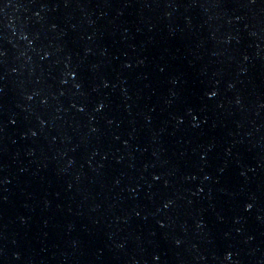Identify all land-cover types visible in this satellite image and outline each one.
<instances>
[{
    "label": "water",
    "instance_id": "1",
    "mask_svg": "<svg viewBox=\"0 0 264 264\" xmlns=\"http://www.w3.org/2000/svg\"><path fill=\"white\" fill-rule=\"evenodd\" d=\"M0 264H264V0H0Z\"/></svg>",
    "mask_w": 264,
    "mask_h": 264
}]
</instances>
